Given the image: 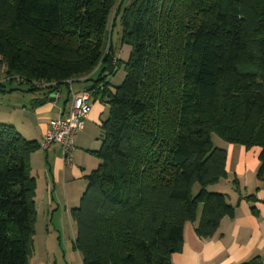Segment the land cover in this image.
<instances>
[{"label":"trees","instance_id":"16d2710c","mask_svg":"<svg viewBox=\"0 0 264 264\" xmlns=\"http://www.w3.org/2000/svg\"><path fill=\"white\" fill-rule=\"evenodd\" d=\"M116 1L0 0V61L5 80L28 91L83 79V91L108 106L91 151L99 163L71 209L82 264H172L198 205L205 238L233 212L208 189L226 176L222 143L260 148L264 188V0L120 5L110 30L119 20L132 52L112 86L119 60L110 41L104 49ZM39 148L0 123V264H28L37 214L30 156Z\"/></svg>","mask_w":264,"mask_h":264},{"label":"crops","instance_id":"0c3cea01","mask_svg":"<svg viewBox=\"0 0 264 264\" xmlns=\"http://www.w3.org/2000/svg\"><path fill=\"white\" fill-rule=\"evenodd\" d=\"M5 82V78L0 81V88ZM90 84L83 79H73L71 86L62 84L64 87L60 85L53 92L31 91L22 93L19 99L3 100L0 116L4 120L0 123L13 125L23 137L35 139L40 144L49 121L66 113L70 104V88L81 92ZM13 89H10V95L15 94ZM24 96H29L27 101ZM107 110V104L92 98L84 128L75 136V151L70 165H65L57 143L31 154L35 207L40 199L43 210L51 211V220L58 206L71 203L74 207L78 203V194L86 185L84 176L98 165L99 160L91 151L100 147V124ZM222 145L227 150L226 176L208 189L224 193L233 206V212L219 221L215 234L205 238L196 233L201 214V205H198L195 220L187 221L183 226L182 249L171 255L172 264H241L255 258L264 264V188L256 176L260 148L253 146L247 149L228 143ZM249 195L252 197L247 198ZM36 212L37 220L38 210Z\"/></svg>","mask_w":264,"mask_h":264},{"label":"rangeland","instance_id":"374dc122","mask_svg":"<svg viewBox=\"0 0 264 264\" xmlns=\"http://www.w3.org/2000/svg\"><path fill=\"white\" fill-rule=\"evenodd\" d=\"M131 0H117L115 6L112 8L108 20H107V44L105 45V52L108 49V44L113 47L115 52V58L119 60V66L117 67L113 75L108 76V81L112 86L121 84L126 76V63L128 62L131 52L132 44L122 40L123 28L119 20L113 30L111 31L112 22L118 18L121 6L127 5ZM6 65L0 61V81L6 78ZM9 77V76H8ZM77 76L76 78H81ZM61 87H64L62 85ZM16 91L14 95H10V89ZM5 91H0V103L8 101L13 97L19 99L22 97V93H31L27 91L28 85L25 83H19L18 80L13 82H5L4 86L0 88ZM29 96H24L26 101ZM0 120H4L0 116ZM214 144L219 146L217 141H220L216 135H213ZM86 187V185H85ZM83 187L80 195L78 194V203L74 207L64 203L58 206L57 212H54L53 219L52 213L43 210V204L39 201L37 203L36 211L38 210V218L35 222V235L34 241L31 245V255L28 260V264H82L81 257L76 248L74 247V238L77 233V225L74 218L71 215V209L79 206L80 197L83 191ZM67 208H66V207ZM69 207V210H68Z\"/></svg>","mask_w":264,"mask_h":264},{"label":"built area","instance_id":"2783aa9c","mask_svg":"<svg viewBox=\"0 0 264 264\" xmlns=\"http://www.w3.org/2000/svg\"><path fill=\"white\" fill-rule=\"evenodd\" d=\"M69 85L71 86V82ZM35 86L38 87L39 84L36 83ZM91 100L88 92H75L70 88L69 107L65 114L49 121L40 148L46 149L53 143L59 144L65 165H70L75 151V136L84 128L91 111Z\"/></svg>","mask_w":264,"mask_h":264}]
</instances>
